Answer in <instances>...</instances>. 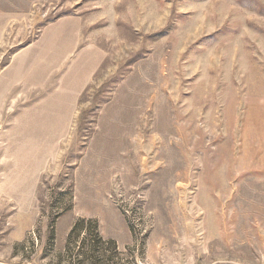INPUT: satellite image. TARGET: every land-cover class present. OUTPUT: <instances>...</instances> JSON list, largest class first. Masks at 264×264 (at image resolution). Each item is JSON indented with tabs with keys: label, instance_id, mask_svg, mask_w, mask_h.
Masks as SVG:
<instances>
[{
	"label": "rangeland",
	"instance_id": "374dc122",
	"mask_svg": "<svg viewBox=\"0 0 264 264\" xmlns=\"http://www.w3.org/2000/svg\"><path fill=\"white\" fill-rule=\"evenodd\" d=\"M0 263L264 264V0H0Z\"/></svg>",
	"mask_w": 264,
	"mask_h": 264
},
{
	"label": "crops",
	"instance_id": "0c3cea01",
	"mask_svg": "<svg viewBox=\"0 0 264 264\" xmlns=\"http://www.w3.org/2000/svg\"><path fill=\"white\" fill-rule=\"evenodd\" d=\"M60 28V27H59ZM48 29H55L54 26L53 27H46L42 32L41 34L39 35L38 39L31 45V47H33L36 42L40 39V36L42 37V34L44 33V31L48 30ZM64 30V29H62ZM67 31V30H65ZM74 32V31H73ZM65 38H68L66 40V46L64 48V51L66 53V55H71L73 52H75V50L77 49V46L79 44V41H80V37H79V33L78 32H75V33H71V30L70 31H67L65 32ZM70 47V48H69ZM30 49V48H29ZM71 49V50H70ZM84 54V57L87 58L89 56V54H86L85 52H81ZM54 55H60V54H57L56 52H54ZM91 61V60H90ZM94 59H92V61L90 63H93ZM94 64V63H93ZM92 64L89 65V67L91 66ZM88 67V68H89ZM82 87V86H81ZM2 264V263H0Z\"/></svg>",
	"mask_w": 264,
	"mask_h": 264
},
{
	"label": "built area",
	"instance_id": "2783aa9c",
	"mask_svg": "<svg viewBox=\"0 0 264 264\" xmlns=\"http://www.w3.org/2000/svg\"><path fill=\"white\" fill-rule=\"evenodd\" d=\"M139 264H142V263H139Z\"/></svg>",
	"mask_w": 264,
	"mask_h": 264
}]
</instances>
